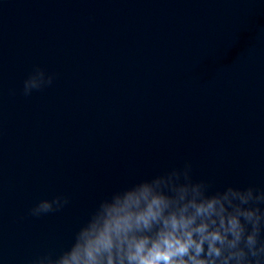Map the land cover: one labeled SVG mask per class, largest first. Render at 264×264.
Wrapping results in <instances>:
<instances>
[{"label": "water", "instance_id": "1", "mask_svg": "<svg viewBox=\"0 0 264 264\" xmlns=\"http://www.w3.org/2000/svg\"><path fill=\"white\" fill-rule=\"evenodd\" d=\"M37 66L53 83L25 96ZM185 161L264 188V0H0V264L58 254L101 198Z\"/></svg>", "mask_w": 264, "mask_h": 264}, {"label": "clouds", "instance_id": "2", "mask_svg": "<svg viewBox=\"0 0 264 264\" xmlns=\"http://www.w3.org/2000/svg\"><path fill=\"white\" fill-rule=\"evenodd\" d=\"M35 67L23 82L30 96L53 83ZM69 204L66 195L40 200V217ZM30 264H264V188H218L193 175L191 162L126 184L101 198L69 247Z\"/></svg>", "mask_w": 264, "mask_h": 264}]
</instances>
